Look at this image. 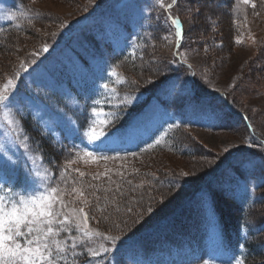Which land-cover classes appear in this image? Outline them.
<instances>
[{
	"label": "rangeland",
	"instance_id": "rangeland-1",
	"mask_svg": "<svg viewBox=\"0 0 264 264\" xmlns=\"http://www.w3.org/2000/svg\"><path fill=\"white\" fill-rule=\"evenodd\" d=\"M21 1L25 7L23 14ZM21 1L5 0L0 5V22L18 19L12 27L0 30V85L9 78L15 79L16 87L12 95L17 97V101L13 112L19 125L16 135L6 134L4 128H0V145L7 149L6 153L0 151V159L10 157L15 162L14 170L8 174L10 179H0V184L7 185L0 192L5 197V202L25 192L23 187L31 193V184L25 181L28 175L29 180L40 189L48 186L57 189L56 195L64 201L66 207L61 209L57 204L56 210L77 221L87 213L88 225L90 221L96 225V220H100L98 231L102 235L119 236L120 240L117 242L127 238L128 245L114 258L118 264H236L234 256L226 251L229 242H220L215 213L206 195L198 193L188 212L178 211L173 215L174 218L170 216L159 222L160 218L173 213L186 199L181 193L178 201L168 205L165 198L178 195L181 189L157 187L154 178L164 177V172L176 173L179 179L184 178L182 183L186 184L185 190L192 184L193 190L202 180L211 176L210 181L216 180L218 185L223 181L231 184L234 181L231 172L235 170L249 182L258 183L256 194L260 192L264 195V169L258 166L257 160L254 162L258 153L257 142L248 132L240 115L231 116L225 105V101L231 99L233 110L248 114L256 132L264 136V79L256 80L250 73V66L257 64L260 53L264 52V0H250L248 4L244 0H231L233 2L230 7H237V18H234L237 32H234L235 41L225 38V44L215 41L209 33L199 36L203 33L205 24H209L208 29L210 27L214 30L210 26L213 13L216 16L224 14V9L215 5L216 0H167L187 24L184 34L179 36L183 43L177 47L176 29L173 30L169 23V9V15L160 13L163 21L159 23V41L149 48L148 58L142 64L152 56L151 59L167 61L169 67L162 72L163 77L143 72L148 82L142 84L149 85L150 88L156 86L153 91L156 97L158 92L161 97L170 98L178 110H185L196 122L212 125L223 119L225 124L213 130L183 126L186 129V139L197 147L194 154H184L179 150L166 152L165 148L157 153L158 150L152 146L135 156L114 154L118 148L133 146L147 131L170 121L172 113L161 116V112L156 111L148 116L153 122L149 127L141 125L127 130L120 129L119 121L115 119L104 130L110 133L118 131V139L107 141L106 146L98 141L90 142L84 133L92 121L93 108L101 113H112L116 117L139 96V93L130 96L133 92L129 87L128 98L124 95L125 89L121 87V93L112 91L111 87H100L104 80L109 85L111 79L105 78L110 73L106 72L105 62L100 58L104 54L99 46L105 48L108 45L109 35L116 42L117 48L134 52L135 45L132 41L138 37L135 25L145 24L143 0L118 2L119 7L133 8L134 17L137 18V23L127 30H124L119 21H111V17H107L104 23L97 13L88 16L96 2L100 3L97 8L100 10L110 7L118 0ZM253 3L255 8L252 7ZM225 8L226 16L229 6ZM5 13L14 14L15 19L6 18ZM86 15L85 30L94 31L95 34L83 39L80 25H83L81 21ZM65 29L74 30L77 39L62 43L52 56L35 65V60L45 52L44 46H51L59 40ZM12 31L19 36L18 42L9 41ZM12 44L15 46H11ZM86 53L96 54L95 63L92 64L93 73L84 68L92 61L85 56ZM155 63L158 64L156 61ZM26 64L29 69L23 72L24 76L19 77V69L26 67ZM162 82L166 86L162 87ZM118 84L119 79L112 87L116 89ZM213 93L225 95L212 98L211 101L196 100L212 96ZM196 94L201 97L196 98ZM96 101H100L99 105ZM128 101L131 102L127 103ZM94 130L101 129L97 125ZM44 133L48 139L53 137L64 147L77 150L78 154L47 157L45 150L38 151L35 147V141L43 137ZM147 136L148 134L144 138ZM88 153L94 155L88 156ZM57 164L64 171H60ZM248 164L250 165L246 167ZM47 165L53 171H58L56 180ZM162 168L165 170L163 173ZM37 171L39 176L36 175ZM80 173L84 175L81 176ZM95 178L112 181L122 179L123 185H126H121L115 193L117 195H111L109 199L114 225L105 220L107 211L102 212L105 202H94L89 187H86ZM217 187L213 189L216 190ZM13 188L14 191H7ZM124 204L126 206L122 207ZM133 205L135 209L130 208ZM146 205L151 211L143 216L140 212ZM127 209L134 215L128 217ZM254 216L258 223L264 222V204L259 200L254 208ZM136 220H139L137 225ZM76 234L78 232H73V235ZM260 235L264 239V229ZM263 254L264 250L253 253L252 262L264 263ZM106 263L107 261L99 258L93 262Z\"/></svg>",
	"mask_w": 264,
	"mask_h": 264
},
{
	"label": "snow or ice",
	"instance_id": "snow-or-ice-1",
	"mask_svg": "<svg viewBox=\"0 0 264 264\" xmlns=\"http://www.w3.org/2000/svg\"><path fill=\"white\" fill-rule=\"evenodd\" d=\"M249 2L250 0H244L245 4ZM167 7L171 9L173 4H168ZM252 7L255 8L256 5L253 3ZM5 16L9 19H15L14 14L5 13ZM169 19L171 24L175 26L176 36H181V20L176 17H169ZM44 50L47 51V45L44 46ZM113 75H116L115 71ZM163 86L166 85L162 82ZM15 87L14 78H9L6 83L0 85V128H4L6 134L11 133L12 135H16L19 128L13 112V107L17 101V97L12 95ZM104 87L108 88L109 86L105 84ZM112 90L115 91V89ZM99 103L100 101H96L97 105ZM92 113L94 114L92 121L84 136L90 142L98 141L105 146L107 141L118 139V131L110 133L104 130L116 119L114 114L98 112L97 108H93ZM97 125L101 129L100 131L94 130ZM0 151L6 153L7 149L4 145H0ZM87 155L93 156L94 153ZM132 155L135 156L136 153ZM14 167L15 162L11 161L10 157L0 159V179H10L8 174L14 170ZM36 175L39 176L38 171ZM80 175L83 176L84 174L80 173ZM183 175H187V173H183ZM25 181L31 184V193L25 191L7 203L5 197L0 195V264H67L66 249L72 252L74 259L78 258L75 251L78 247H87L88 254L91 257H97L101 254L100 250L90 246L94 237L105 239L110 246L115 245L120 240L119 236H102L99 231L93 232L87 222V213H84L83 218L77 221L70 218L68 214L56 210L57 204L61 209L66 205L56 195L57 189L55 187L40 189L29 180L28 175H26ZM6 188V184H0V192ZM73 190L75 191V189ZM7 191H14V188L7 189ZM80 211L83 212L82 209ZM148 211H151V208ZM73 232H78L82 236L83 239L79 244L76 242ZM62 233L67 234L68 239L61 241ZM102 251L107 254L110 247L103 246ZM236 264H244L243 259L237 260Z\"/></svg>",
	"mask_w": 264,
	"mask_h": 264
},
{
	"label": "trees",
	"instance_id": "trees-1",
	"mask_svg": "<svg viewBox=\"0 0 264 264\" xmlns=\"http://www.w3.org/2000/svg\"><path fill=\"white\" fill-rule=\"evenodd\" d=\"M215 5L223 8L224 14L220 13L219 16H216V14L213 13L210 26L214 27V30L210 29V27L208 29L209 24H205V29L203 30V33L199 34V36H206L209 33L210 36L215 41H218L222 44H225V41H224L225 38H227V39L230 38L232 42L235 41V33L234 32H237V28L234 27L232 12L229 9V12L225 16V11H226L225 7L226 6L223 3H221L220 0H216ZM162 9L163 10H161L160 13L169 14L168 11H166L167 7L162 6ZM171 9H172V11H171ZM171 9H169V11H170L169 17H174L173 14L176 13V11L173 7ZM156 13H157V10H156V8H154V10L152 12V17H151L153 21H151L150 28L144 32L143 39H142L140 47H139L138 55L133 56V57L124 56V55H116L113 57V64L115 65V67L118 68V70L120 71V73L124 77V84H126L127 87L131 88L130 90H131V92H133V93H130V94H133L130 96H136L137 93H139V96H136L137 100L134 102L135 104L134 103L130 104L129 107H127L124 110H121L117 114L116 119L119 121L120 128H124L127 124L129 125L132 122L133 118L136 117V113L139 114V117L140 116L148 117V116H150L151 113H154L160 109L156 105H150L149 104V98L153 94V91L157 87L155 86L154 88H150L149 85L144 86L142 84V82H145V83L148 82L147 79L145 78L146 74H144L143 72H146L147 74H153V75L157 74L159 77H163L162 72L164 70H168V67H169V64L167 63V61L158 60V59H151L152 56L150 59H148V62H146L145 64H142L148 58L149 48H151L155 42L159 41V40H157V39H159V36L157 35V33H159V31H160L159 23H161L162 21H159V19L155 18ZM178 15L180 16V18L182 20L181 21L182 22L181 33L183 35L185 30L187 29L186 28L187 24L184 21V17L179 13H178ZM204 20H205V23H207L206 18H204ZM169 23L174 30L175 26L171 24L170 20H169ZM18 40H19V36L16 35V32L12 31L9 34V41L18 42ZM11 42H9V43H11ZM56 42L57 41L53 42V44ZM182 43H183L182 40L179 39L177 46L180 47L182 45ZM53 44H51V45H53ZM11 46H15V44H12ZM155 61L158 62L159 65L156 64ZM259 63H260V66H258ZM183 65H186V64H183ZM250 68H251L250 73L253 75V78H255L256 80L264 79V72L263 73L260 72V70L264 71V52L260 53L258 63L255 65H251ZM152 69H154V70H152ZM138 84H141V86H139ZM129 88H127V89H129ZM148 88H150V89H148ZM138 89H141V90H138ZM136 91H139V92H136ZM125 92H128V91H125ZM127 94L128 93H126L125 95H127ZM145 110H149V112H147ZM145 112H147V114H144ZM184 125L185 124L183 123V124H180L178 126H175L168 133V135H167L168 129L165 128V130H164V133L166 132L165 138L163 140H161L159 143H156L154 145L155 149L158 150L157 153L165 148V149H167L166 152H169L171 150H179V151L183 152L184 154H190V153L194 154L197 147L194 143H190L186 139V137L184 135V131L186 130L183 127ZM247 130L249 133H251L249 127H247ZM252 135L254 136L255 141L257 142V145H258L257 156H259L264 162V136L262 134H259L258 132H256L255 127L253 129ZM42 136L43 137H40L38 140L35 141V147L38 151L44 152V150H45V152H46L45 155L49 158L55 157L58 153H61L57 147L52 145L50 143V141L46 137H44V135H42ZM167 142H169L168 145H167ZM47 147H49V148H47ZM184 158H187V157H184ZM187 159H190V158H187ZM56 166L59 168L60 171H64L63 169H60L61 167L58 164ZM163 169L164 168H162V170H161L162 173H163V171H165ZM49 170H50V168H49ZM51 170H50V172H51ZM52 172H53L54 176H56L58 171L55 169V171L52 170ZM52 172H51V174H52ZM146 173H148V172H146ZM53 174H52V177H53ZM163 176L164 177L154 178V182L157 184V187H168L171 189H181L180 190L181 192L178 195H176L174 197L168 196L165 198V200H168L167 201L168 205L171 202L174 203V202L178 201L180 198L179 195L181 196V193L183 194V198L187 199L190 196V194L198 186V184H197L195 189L191 190V188L193 186V184H192V185L188 186V188L185 190L186 184L182 183V180H184V178L181 177V179H179L177 177L176 173L170 174V173H166V172L163 173ZM175 177H177V178H175ZM191 182L195 183V181H191ZM121 185L126 186V185H123L122 179L121 180L117 179L115 181H112V180H108L107 178H104V179L95 178L91 184L86 186V187H89L91 194L94 198V202H96V203H104L105 202V204L103 205L104 210L102 212L107 211V212H105L106 213L105 220L107 222H109V224H111V225H114V220L111 219V217L113 218V215H111L112 210H111V207L109 205V199H110L111 195H113V196L117 195L115 193H117L119 191V189L121 188ZM263 204H264V202H263ZM125 206H126L125 204L122 205V207H125ZM129 207H128V209H130V208L135 209V205L131 206L130 208ZM164 208H165V206H164ZM254 208H256V204L252 205L250 208H247L248 209V216L250 218H251V215L254 214ZM128 209L126 210V215L128 217H130L131 215H134V214L130 213L128 211ZM146 212H148L147 205L144 206V209L140 213L143 214V216H144L146 214ZM127 216H125V217H127ZM96 221H97L96 225H97V227H99L100 220H96ZM138 221L137 220L135 221V223H136L135 225L138 224ZM254 232H257V231H254ZM253 236L259 237V235L257 233H254ZM260 246H262V249H263L264 241H261ZM263 256H264V254L262 255V257Z\"/></svg>",
	"mask_w": 264,
	"mask_h": 264
}]
</instances>
